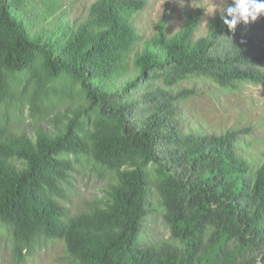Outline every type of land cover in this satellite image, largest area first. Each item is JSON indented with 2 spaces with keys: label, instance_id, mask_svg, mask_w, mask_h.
Wrapping results in <instances>:
<instances>
[{
  "label": "trees",
  "instance_id": "1",
  "mask_svg": "<svg viewBox=\"0 0 264 264\" xmlns=\"http://www.w3.org/2000/svg\"><path fill=\"white\" fill-rule=\"evenodd\" d=\"M146 4L94 0L70 20L45 13L40 0H0V103L11 94L9 74L26 69L39 89L61 76L77 80L87 100L66 109L55 135L0 127V221L14 264L44 239L61 240L67 264H219L231 241L242 261L264 264V144L257 159L244 146L249 127L191 124L177 105L194 88L172 90L192 79L227 90L264 82V16L230 32L219 14L195 38L198 18L187 13L180 31L169 34L162 20L144 35L134 20ZM63 153L90 154L116 171L105 206L67 215L58 198L73 166ZM148 165L179 252L139 243Z\"/></svg>",
  "mask_w": 264,
  "mask_h": 264
},
{
  "label": "rangeland",
  "instance_id": "2",
  "mask_svg": "<svg viewBox=\"0 0 264 264\" xmlns=\"http://www.w3.org/2000/svg\"><path fill=\"white\" fill-rule=\"evenodd\" d=\"M45 13L62 11L64 18L73 20L83 15L94 0H40ZM144 9L134 20L141 34L152 33L158 21H166L169 34L183 28L187 15L197 16L195 38L203 36L208 30L211 19L223 13L231 0H146ZM188 13V14H187ZM260 42L264 36L257 33ZM227 38L226 41H231ZM131 64V62H130ZM264 70V64L261 65ZM133 68L131 64L129 70ZM30 70L10 73L8 82L10 96L0 103V127L16 132L25 130L34 139L37 130L53 135L64 130L66 109L87 104L84 89L77 80L61 76L53 80L48 87L39 89L34 79L29 80ZM194 92L181 97L177 108L187 114V119L204 130L222 132L228 128L249 127L243 141L247 150L255 158L264 144V82L240 84L239 89L227 90L217 87L207 80H186L173 86L172 90ZM91 118L94 109L89 111ZM61 157L69 159L72 170L63 182L65 197L58 200L65 205L67 215L91 212L103 207L110 200V186L118 182L115 170L96 162L90 154L63 153ZM17 163L20 160L16 161ZM150 174L148 194V214L143 218L139 232L141 246L159 245L162 248L179 252L184 248L179 241L172 239L170 228L165 222L166 209L157 190L158 177L154 167H146ZM235 242L224 248V255L217 259L219 264L230 261L235 255V263L254 264L253 257L242 261ZM255 254L254 252L251 255ZM194 264H200L197 259ZM65 245L58 239H44L34 254L26 257L23 264H67ZM242 263V264H243ZM0 264H14L12 260V236L7 225L0 221ZM71 264H74L73 262ZM209 264V263H207ZM260 264V262H259Z\"/></svg>",
  "mask_w": 264,
  "mask_h": 264
},
{
  "label": "clouds",
  "instance_id": "3",
  "mask_svg": "<svg viewBox=\"0 0 264 264\" xmlns=\"http://www.w3.org/2000/svg\"><path fill=\"white\" fill-rule=\"evenodd\" d=\"M262 16L264 0H231V4L224 8L220 18L230 32H235L238 24L247 25Z\"/></svg>",
  "mask_w": 264,
  "mask_h": 264
}]
</instances>
